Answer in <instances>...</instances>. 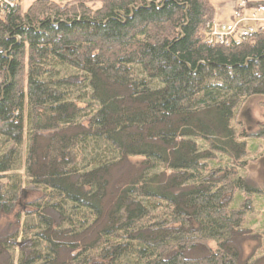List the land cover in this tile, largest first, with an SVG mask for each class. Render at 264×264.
Listing matches in <instances>:
<instances>
[{"label": "trees", "instance_id": "16d2710c", "mask_svg": "<svg viewBox=\"0 0 264 264\" xmlns=\"http://www.w3.org/2000/svg\"><path fill=\"white\" fill-rule=\"evenodd\" d=\"M21 2L0 23V216L36 220L16 264H238L234 241L264 195L238 175L250 135L236 125L243 102L264 97V30L239 45L208 43L209 0ZM53 63L84 74L98 105L86 119L64 81L46 77ZM26 100L24 183L15 171ZM215 154L232 166L208 169ZM28 191L37 197L24 207ZM237 192L245 197L231 208ZM50 193L61 202L49 205ZM62 202L90 218L76 225ZM156 202L167 211L152 215ZM9 241L0 254L14 264ZM198 246L206 257L185 256Z\"/></svg>", "mask_w": 264, "mask_h": 264}, {"label": "rangeland", "instance_id": "374dc122", "mask_svg": "<svg viewBox=\"0 0 264 264\" xmlns=\"http://www.w3.org/2000/svg\"><path fill=\"white\" fill-rule=\"evenodd\" d=\"M32 1L33 0H22V9L27 8V6ZM238 2L239 0L237 1V3ZM53 64L54 65L47 67V69L52 68V72H49L46 77L51 81H64V83L59 85V87L65 92L66 98L68 100L74 101L78 105V107L81 108L80 119H86L98 108V105L90 98V88L88 87V82L84 79V74L74 68L65 65H60L57 63ZM132 73L134 77L147 80L153 88H158L160 86L157 81L146 78V76L138 67H133ZM28 111L29 106L26 100L24 105L25 130L23 135V143L20 147L21 168L15 171V173L21 175L24 183L27 182V178L24 176L22 167L26 155L28 140ZM236 121V125H238L239 128H243L246 133L250 135L249 138L241 139L247 143L248 156L246 160L248 164L245 169L239 170L238 175L241 178L247 179L254 188L263 191L264 137H256V135L260 133L262 129H264V97L252 96L245 100L238 109ZM199 141L203 142L202 140L198 139L197 142L199 143ZM204 143H200V149L207 148ZM6 146L7 143L0 136V154L4 151ZM107 151L109 155V149ZM206 163L208 169L229 168L232 166L231 160H229L228 157L220 154H215L214 158L210 161H207ZM206 173L207 172H202V175H205ZM2 182H6V180H2ZM50 195L52 196V200L48 202L49 205L54 202H61L60 199L55 197V195H53L52 193H50ZM36 197L37 194L28 191L26 193V198L24 199V207H29L27 203H29V201H33ZM244 197L245 195L242 192H237L230 200V207L237 208ZM48 203L44 201L42 202V205L46 206L48 205ZM62 204L63 208L61 210V213L68 215L76 225H78L81 221L88 220L90 218L88 211L73 209L72 204L67 202H62ZM150 210L152 215H161L165 213V211H167L164 208L163 204L158 202L153 204V207H151ZM46 213L52 218L55 224L59 225L61 223V226H67V223L63 221V217L60 212L49 207L47 208ZM29 221H36L35 217L28 218L24 213L21 214L18 221H15L12 215L0 216V240L10 239L8 243V253L14 256V264H16L21 249L24 248L25 244H28V242H24V236L31 239L33 237L32 231L30 233L27 232L26 234L22 232L28 226ZM238 237L239 238L234 241V244L237 246L239 251L238 264H264L263 194H255L253 196L251 210L246 213L242 224V233ZM38 245V248L41 251H44L43 243L39 242ZM215 245V242L210 243V246L212 248H214ZM207 255L208 252L201 246H198L194 250L185 253V256L187 258H201L206 257ZM7 260L8 255L6 253L0 254V264H5Z\"/></svg>", "mask_w": 264, "mask_h": 264}, {"label": "built area", "instance_id": "2783aa9c", "mask_svg": "<svg viewBox=\"0 0 264 264\" xmlns=\"http://www.w3.org/2000/svg\"><path fill=\"white\" fill-rule=\"evenodd\" d=\"M20 0H0V23L7 14L18 7ZM65 2L66 0H55ZM207 41L210 44L239 45L246 41L254 31L264 30V0H239L232 12L229 23L207 24Z\"/></svg>", "mask_w": 264, "mask_h": 264}, {"label": "crops", "instance_id": "0c3cea01", "mask_svg": "<svg viewBox=\"0 0 264 264\" xmlns=\"http://www.w3.org/2000/svg\"><path fill=\"white\" fill-rule=\"evenodd\" d=\"M238 0H209L214 9L213 21L218 24L229 23L232 19V12Z\"/></svg>", "mask_w": 264, "mask_h": 264}]
</instances>
